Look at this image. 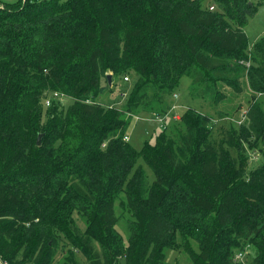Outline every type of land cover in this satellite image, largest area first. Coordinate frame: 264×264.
Masks as SVG:
<instances>
[{
    "label": "trees",
    "instance_id": "1",
    "mask_svg": "<svg viewBox=\"0 0 264 264\" xmlns=\"http://www.w3.org/2000/svg\"><path fill=\"white\" fill-rule=\"evenodd\" d=\"M248 1H0V264H79L75 252L87 264H164L178 240L189 264H238L245 246L248 264H264V162L246 172L250 149L264 155V35L248 48ZM184 76L213 108L249 94L239 128L214 141L211 117L191 108L166 131ZM50 91L72 104L43 121ZM116 91L120 106L102 100ZM137 113L162 126L139 151L125 140ZM139 158L152 180L133 169ZM120 195L134 218L126 245Z\"/></svg>",
    "mask_w": 264,
    "mask_h": 264
},
{
    "label": "rangeland",
    "instance_id": "2",
    "mask_svg": "<svg viewBox=\"0 0 264 264\" xmlns=\"http://www.w3.org/2000/svg\"><path fill=\"white\" fill-rule=\"evenodd\" d=\"M3 3L12 4L19 0H0ZM249 3L256 6L255 13L252 17L248 18L245 25L244 30L246 32L248 38V48L251 49L256 41L264 35V0H249ZM212 5L213 10L216 11V7L213 3V0H202V6L207 7ZM125 81L124 79L121 80L120 78L115 80L116 83L119 84L118 88L124 87L125 84H130L131 79ZM189 86H190V79L189 77H182L180 79L179 85L177 89H175V95H173L172 99L169 97L167 102L169 103V111H168V120H167V129L166 131L171 130L175 124L179 122L181 114L185 110L194 109L198 113L207 115L211 117V124H210V137L214 141H218L222 136L224 131L229 130L231 128H239L242 124L245 116V110L247 109L249 94L245 93L241 96L230 95V100L225 105H220L218 108H213L210 103L205 99H195L192 98L189 94ZM119 89H117L118 91ZM116 91L114 95H103L101 96L102 100L107 99H115L111 104H115L120 106L125 99V96L121 93ZM54 91L45 92L42 98V108H43V121H46L48 116H46V107L44 100L45 98L51 97V94ZM57 92V91H56ZM224 92H230L224 91ZM61 97L52 99V103L49 107L55 106L57 109L65 111L71 104L72 100L64 95V93L58 92ZM101 100V99H100ZM117 100V103H116ZM98 101V100H97ZM261 102L263 104V111H264V96H261ZM240 104L239 109L235 110V107ZM216 110V111H215ZM223 110L228 112L224 119L220 120L218 115L220 116V111ZM161 118L154 114L148 113H137L135 117H133L129 128L127 130V143L136 151H139L142 145L147 142L150 145H154L156 136L162 132V126L160 124ZM42 138V137H41ZM41 141V139H40ZM254 153V154H253ZM249 156V165L247 167L246 172L264 162V155L259 150L250 149L248 152ZM141 167L146 172L149 180H152V173L144 164L141 158L137 159L136 163L134 164V168ZM120 201L123 206L120 204ZM114 211L115 215L118 217V222L116 225L117 231L121 234L123 238L124 245L127 243V239L129 237L128 225L134 222V218L132 217L131 213L125 207L124 196L120 195V200H116L114 202ZM74 222L79 227L80 230L84 229L85 223L83 221L82 216L79 213L74 214ZM179 239V238H178ZM173 244V243H172ZM171 244V245H172ZM191 246L197 250V245L191 241ZM238 251H242L243 255L241 258H237ZM79 264H87L82 255L75 252ZM165 253V260L164 264H189L188 258L185 255L180 242L174 243L172 246L167 247L164 251ZM252 257V249L249 246H245L242 250H237L234 253V261L238 264H248L251 261ZM59 258V257H58ZM61 260H59L56 264H60Z\"/></svg>",
    "mask_w": 264,
    "mask_h": 264
},
{
    "label": "built area",
    "instance_id": "3",
    "mask_svg": "<svg viewBox=\"0 0 264 264\" xmlns=\"http://www.w3.org/2000/svg\"><path fill=\"white\" fill-rule=\"evenodd\" d=\"M209 10H213V7L210 6L209 7ZM124 80L127 81L128 79L127 78H124ZM59 97H61V95L58 92H53L51 94V97L45 98L44 103H45L46 107H49L51 105L52 99L59 98ZM125 140L127 141L128 138L126 137ZM242 255H243L242 251H238V254H237L236 257L237 258H241ZM2 264H6V263L5 262H2Z\"/></svg>",
    "mask_w": 264,
    "mask_h": 264
},
{
    "label": "water",
    "instance_id": "4",
    "mask_svg": "<svg viewBox=\"0 0 264 264\" xmlns=\"http://www.w3.org/2000/svg\"><path fill=\"white\" fill-rule=\"evenodd\" d=\"M107 79H108V82H109V84H110V81H111V77H110V75L109 76H107ZM41 137H42V135L40 134V135H38V137H37V145H40V139H41Z\"/></svg>",
    "mask_w": 264,
    "mask_h": 264
}]
</instances>
